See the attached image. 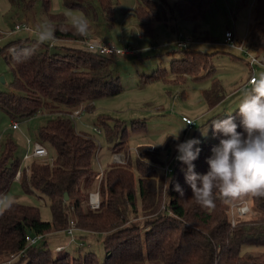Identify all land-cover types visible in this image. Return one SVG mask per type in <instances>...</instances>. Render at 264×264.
<instances>
[{
    "label": "trees",
    "instance_id": "16d2710c",
    "mask_svg": "<svg viewBox=\"0 0 264 264\" xmlns=\"http://www.w3.org/2000/svg\"><path fill=\"white\" fill-rule=\"evenodd\" d=\"M11 1L23 8H31L35 3V0ZM137 1L134 12L141 26L149 30L153 20L167 22L168 0ZM234 1L235 12L250 4V0ZM41 2L46 15L44 23L55 26L57 38L51 45H39L30 59L22 61L16 55L36 44L37 31L24 30L28 36L12 42L11 49L4 54L12 72V89L0 90V108L12 120L28 119L45 111L47 118L38 127L36 140L51 144L55 155L51 161L32 159L21 169L19 158L14 156L16 143L6 138L0 152V198L17 179L26 192L36 190L38 197L47 200L51 217L44 219L36 205L14 200V206L0 214V262L15 255L9 264H264V249L245 248L264 245V199H249L252 210L232 225L231 205L217 200L215 209L201 208L192 198L181 171L186 166L180 162L173 172L166 173L155 163L160 160L159 153L153 155L146 145L137 148L134 162L131 158L125 163L110 162L99 183L93 165L96 141L76 129L71 113L81 105L92 110L96 99L121 91L120 75L114 69L115 56L89 49L85 37L75 33L65 13L51 12L50 0ZM62 2L90 17H96V10L100 9L112 25V0ZM215 2L175 0L172 11L195 22L196 31ZM250 12L245 45L264 56V0H253ZM208 38L211 39L210 35ZM186 48H181L185 51L183 57L172 59L171 68L159 66L142 73L139 82L170 76L174 83L188 78L210 79L213 82L203 93L207 104L214 107L225 97L221 79L212 75L217 69L214 53ZM225 113L213 118H222ZM99 122L113 149H126L129 136L126 124L115 120L111 124L105 114H100ZM132 123L133 131H145V121L134 119ZM213 145L216 143L207 141L199 146L202 151L194 161L197 173L208 171L206 160ZM98 183L100 206L91 208L87 204L88 194ZM175 183L184 189L183 197L173 190ZM70 218L75 221V239L87 241L86 235L95 233L101 236L105 249L102 260L94 250L82 249L81 245L74 253L48 246L46 235L66 230ZM39 233L44 236L27 244L28 235Z\"/></svg>",
    "mask_w": 264,
    "mask_h": 264
},
{
    "label": "rangeland",
    "instance_id": "374dc122",
    "mask_svg": "<svg viewBox=\"0 0 264 264\" xmlns=\"http://www.w3.org/2000/svg\"><path fill=\"white\" fill-rule=\"evenodd\" d=\"M136 0H113L114 26H110L105 19V15L100 9H97L95 18L89 17L90 24L96 25L99 37H110L113 43L125 41L129 36L118 31L119 25L129 27L128 19L123 21L122 13L124 7ZM161 1V0H158ZM234 11V0H216L214 7L208 13L207 17L200 21L199 29L195 31V22L181 18L176 12L172 11L175 0H168L167 10L169 16L174 14L175 19L171 22H159L158 29L145 39H139L135 34L130 45L134 48L142 47L143 51L139 55L115 56L114 69L120 75L122 89L120 92L95 100L92 110L83 109V111L74 117L76 129L84 132L95 139L97 144L96 155L93 161L94 168L97 171L104 170L110 162H116L114 153L118 152L121 156L126 154L133 162L138 155L135 148L146 145L149 152L158 155L159 162L156 165L162 170L166 158L170 160L171 166L175 169L180 163L175 159L177 152L175 150L176 140L172 135L176 134L179 129L186 125L180 132L179 142L189 138H197L202 142L212 141L218 144L219 141L212 137V131L209 129L208 138L201 137L199 127L216 114L222 112H233L238 108V104L246 89L250 87L249 81L252 72L247 63L248 56L245 51L233 47L225 42V33L228 29L236 31L237 38L244 40L248 33L251 22V4ZM50 11L53 13L63 12L66 17H79L85 14L81 9L66 7L62 0H50ZM87 18V17H86ZM99 18V19H97ZM46 19L41 0H35L31 8H23L11 0H0V90L12 89L11 80L12 72L4 59V54L11 49L12 42L28 36L24 30L10 35L6 31L14 28L18 23L28 22L32 31H37V26L44 24ZM169 23V24H165ZM124 34V35H123ZM186 38L190 37L193 41L188 43L186 49H199L213 54V61L217 66L212 75L218 76L223 83V92L225 97L220 104L210 107L205 99L203 89L211 85L210 79L203 81H194L185 79V81L174 83L170 78L150 81L146 83L139 82L142 73H149L159 66H165L168 69L172 65V57H183L185 51L178 47L176 41L180 35ZM210 35V38L208 36ZM37 36V35H36ZM257 55L256 52L252 51ZM259 56V55H258ZM264 59V56H259ZM264 72V64L257 66L256 75ZM213 82V81H212ZM100 114L109 117L113 124L120 121L126 124L128 136V146L126 149L114 150L112 142L107 140L103 127L99 122ZM189 117L195 121L190 127L183 117ZM47 118L45 111L38 112L28 119H18V127L12 128L13 120L4 113L0 108V152L3 148L5 139L10 137L16 143L14 156L20 160V168L26 167L32 158L24 160L23 156L28 148H32L33 142L36 141L38 127ZM145 121V131H133L132 121ZM98 127L102 131L97 132ZM165 141V142H164ZM162 146L156 144L163 143ZM198 145V146H200ZM48 150L47 160L51 161L55 155V149L51 144L46 143ZM130 149V151H128ZM125 155V156H126ZM126 158L128 159V157ZM92 190V189H91ZM9 198L22 203L32 204L39 207L41 217L50 219V209L46 199L38 197L37 191L26 192L20 182L16 179L10 190L4 194L3 198ZM48 246L55 249L56 243L64 242L65 250L74 253L78 251L80 239L71 241L68 233H55L47 236ZM86 240L81 244L82 249L94 250L102 260L105 254L104 243L101 236L97 234H87ZM88 243L89 246H88ZM246 249L254 251L263 250L264 245H249ZM14 260V259H13ZM1 261V260H0ZM7 261V260H6ZM6 261L0 262L7 264Z\"/></svg>",
    "mask_w": 264,
    "mask_h": 264
},
{
    "label": "clouds",
    "instance_id": "9594fccd",
    "mask_svg": "<svg viewBox=\"0 0 264 264\" xmlns=\"http://www.w3.org/2000/svg\"><path fill=\"white\" fill-rule=\"evenodd\" d=\"M71 20L77 35H90L91 25L86 17L81 15L71 17ZM55 31V26L50 23L38 25L36 44L19 50L16 59H30L39 45H51L57 38ZM185 127L172 135L177 141L175 159L186 166L181 171L197 205L211 210L220 200L233 207L240 205L239 212L244 214L248 212V208L243 206L248 199H264V72L252 77L250 87L245 90L235 113H225L222 118H209L199 127L201 137L207 139L211 129L212 137L219 141L211 148V155L206 160L208 171L204 174L197 173L194 164L202 151L198 146L202 141L189 138L179 142L180 132ZM164 142L152 147L162 146ZM173 190L184 196V189L179 183H175ZM13 206V200L7 197L0 199V214Z\"/></svg>",
    "mask_w": 264,
    "mask_h": 264
},
{
    "label": "built area",
    "instance_id": "2783aa9c",
    "mask_svg": "<svg viewBox=\"0 0 264 264\" xmlns=\"http://www.w3.org/2000/svg\"><path fill=\"white\" fill-rule=\"evenodd\" d=\"M29 30L32 31V27L28 22H23V23H18L14 26L13 29L6 31L8 34L13 33L15 31L18 30ZM193 40L192 38L188 37L186 38L183 34L180 35L176 41L177 45L180 48H186L188 47V43ZM85 42L88 45V48L91 49L92 51H96L98 53H103V54H118V55H128L129 53H131V48L128 45H123V46H116L113 45L107 41H94V40H90V39H86L85 38ZM225 42L233 47H237L240 50H243L246 52L247 56H248V62L249 65L252 69V75L249 79V82L251 81L253 76H257L256 75V71H257V66L264 64V60L260 59V57L258 55H255L252 53V50L245 45V39L244 40H239L237 38V35L235 33V30L233 29H228L225 33ZM83 111V107L82 105L75 108L72 113H71V117L74 119L75 116H78L81 112ZM184 120H186L187 123H191L189 124L190 127H192L195 124V121L192 120L189 117L184 116L183 117ZM18 127V121L17 120H13L12 122V128H17ZM95 130L97 132H100L101 129L96 127ZM151 149V148H149ZM130 151V149L128 150ZM135 152L138 155V149L135 148ZM126 154H122V156L118 153L115 152L114 153V159L116 162L119 163H125L127 158L125 156ZM47 156H48V150L45 144H43L42 142L36 140L33 142L32 148H28L27 151L25 152L23 159L24 160H28L30 158L32 159H39V160H45L47 161ZM128 157V156H127ZM129 158V157H128ZM162 169L166 172V173H171L173 172L174 168L171 166L170 164V160H168V157L166 158V162L165 165L162 167ZM20 174V170H18L17 172V177ZM103 175V170H101L100 172L98 171V181L100 183V180L102 178ZM99 183L97 185V187L93 190H91L88 194V199H87V204L88 206H90L91 208H98L100 206V194H99ZM239 206L237 205L236 207L230 206V217L232 220V225H236L239 217L246 215L247 213H249L252 208H251V202L248 199L245 204L243 206L248 208V212L241 214L239 212ZM75 228V221L70 218L69 219V224L66 227V231L67 233L70 235V239L71 241L75 240V236L73 234V230ZM44 235L43 234H35V235H28L26 237V241L27 244H33L35 243L37 240L41 239ZM83 244V241H80V245ZM63 246L62 245H58L56 247V249H62ZM15 258V255L11 256L6 262L7 264H9L13 259Z\"/></svg>",
    "mask_w": 264,
    "mask_h": 264
},
{
    "label": "crops",
    "instance_id": "0c3cea01",
    "mask_svg": "<svg viewBox=\"0 0 264 264\" xmlns=\"http://www.w3.org/2000/svg\"><path fill=\"white\" fill-rule=\"evenodd\" d=\"M113 1V0H112ZM137 3H138V1L136 0V1H133L132 3H130L129 1H128V5H126V7H124V10H123V13H122V18H123V21H126L127 19H128V26H130V28L128 27H125V26H121V25H119L118 26V28H117V30L118 31H121L122 33H124V34H126L127 32H129V36L126 38V40L125 41H122L121 43L122 44H120V43H117V45H116V43H113L112 41H111V38L110 37H108V36H106V37H99L98 36V34H99V32H98V30H97V26L96 25H92V24H90L91 25V32H90V35L88 36V37H85L86 39H90V40H94V41H107V42H109V43H111V44H113V45H116V46H123V45H128L130 48H131V53H129L128 55H126V56H135V55H139L140 53H141V51H143L142 49V47H140V48H134V47H132V45H130L131 44V42H132V39H133V37H134V35L136 34L137 35V37L139 38V39H145V37H147V35H151L152 33H153V31H155V27L158 29V27H160V25H158V23L159 22H164V20H153L152 22H151V27H150V29L149 30H147L146 28H144L143 26H141V24L139 23V21L137 20V18H136V15H135V12H134V9H135V7H136V5H137ZM174 12V11H173ZM66 15V14H65ZM115 14H114V12H113V20H112V25L110 24V26L112 27V26H114V19H115V16H114ZM175 15L176 14H174L173 13V15L171 16V18L172 19H175ZM85 17H87V19L90 17V16H86L85 15ZM92 18H95V17H92ZM169 18H170V16H169V13H168V16H167V21L169 20ZM171 18H170V20L168 21L169 23L171 22ZM68 19V18H67ZM97 19H99V18H97ZM106 19V18H105ZM68 20H70V19H68ZM89 20V19H88ZM107 23H109L108 21H107ZM169 23H165V24H169ZM13 33H17V31L16 32H13ZM13 33H10V34H13ZM28 33V32H27ZM235 33H236V31H235ZM10 34H8V33H6V35H10ZM123 34V35H124ZM191 41H193V40H191ZM190 41V42H191ZM66 44H70V45H77L76 43H73V42H65ZM179 47V46H178ZM180 48V47H179ZM237 48V47H236ZM172 58H174V57H172ZM247 63L249 64V62H248V60H247ZM250 66V65H249ZM250 69H251V67H250ZM251 72H253L252 71V69H251ZM248 84H250V82L248 81L247 82ZM221 103V102H220ZM219 103V104H220ZM67 233V231L65 230V229H63V230H58V231H54V232H51V233H49V234H47L46 236H49V235H54L55 233ZM95 234H97V233H95ZM76 240V239H75ZM82 240V239H81ZM74 241V240H73ZM83 241V240H82ZM90 243H88V245H89ZM56 245V247L58 246V245H62L63 246V249L65 248V245H67L66 243H64V242H58V243H56L55 244ZM55 247V248H56Z\"/></svg>",
    "mask_w": 264,
    "mask_h": 264
},
{
    "label": "water",
    "instance_id": "95a60500",
    "mask_svg": "<svg viewBox=\"0 0 264 264\" xmlns=\"http://www.w3.org/2000/svg\"><path fill=\"white\" fill-rule=\"evenodd\" d=\"M0 79H1L2 81H4V78H3V76H0ZM67 196H68V195H67V192H65V193H64V198L66 199V198H67Z\"/></svg>",
    "mask_w": 264,
    "mask_h": 264
}]
</instances>
